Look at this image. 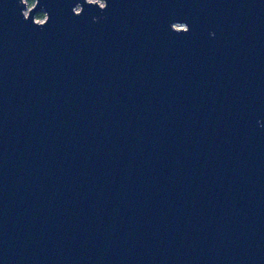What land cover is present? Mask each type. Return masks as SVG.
<instances>
[{
	"label": "water",
	"instance_id": "95a60500",
	"mask_svg": "<svg viewBox=\"0 0 264 264\" xmlns=\"http://www.w3.org/2000/svg\"><path fill=\"white\" fill-rule=\"evenodd\" d=\"M102 1L0 0V264H264V0Z\"/></svg>",
	"mask_w": 264,
	"mask_h": 264
},
{
	"label": "rangeland",
	"instance_id": "374dc122",
	"mask_svg": "<svg viewBox=\"0 0 264 264\" xmlns=\"http://www.w3.org/2000/svg\"><path fill=\"white\" fill-rule=\"evenodd\" d=\"M25 2H26V4H27V7H28V8L31 7V6L33 5V4L30 3L29 0H25ZM98 2H99L100 4H103V3H104V1H102V0H98ZM44 19H45V13H44V12H43L41 15H37V16H36V20L39 21V22H42Z\"/></svg>",
	"mask_w": 264,
	"mask_h": 264
},
{
	"label": "flooded vegetation",
	"instance_id": "af4514ba",
	"mask_svg": "<svg viewBox=\"0 0 264 264\" xmlns=\"http://www.w3.org/2000/svg\"><path fill=\"white\" fill-rule=\"evenodd\" d=\"M24 1H25V0H24ZM29 1H30L31 4L34 5L35 0H29ZM33 5H32V6H33ZM32 6H31V7H32ZM29 8H30V7H29ZM29 8H28V9H29ZM27 11H28V10H27ZM27 11H26V12H27ZM42 13H43V12L41 11V12L37 13V15H41ZM37 15H36V16H37Z\"/></svg>",
	"mask_w": 264,
	"mask_h": 264
}]
</instances>
